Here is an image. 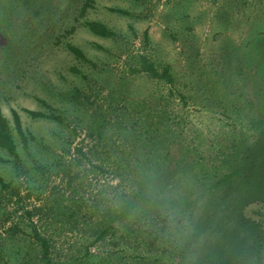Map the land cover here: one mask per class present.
<instances>
[{"label":"rangeland","instance_id":"374dc122","mask_svg":"<svg viewBox=\"0 0 264 264\" xmlns=\"http://www.w3.org/2000/svg\"><path fill=\"white\" fill-rule=\"evenodd\" d=\"M81 1L0 0V107L27 141L12 125L18 165L0 149V264H264V0Z\"/></svg>","mask_w":264,"mask_h":264},{"label":"trees","instance_id":"16d2710c","mask_svg":"<svg viewBox=\"0 0 264 264\" xmlns=\"http://www.w3.org/2000/svg\"><path fill=\"white\" fill-rule=\"evenodd\" d=\"M90 0H84L81 1L80 4H71L69 6V9L71 13H74L76 10L80 9V18L83 19L85 17V10L89 6ZM20 7L23 6L22 1L19 3ZM110 11L113 12H121L118 9H109ZM75 20H77L74 17ZM83 27H85L91 34L104 37V38H114L115 33L113 30L108 28L106 25H104L101 22L93 21V20H85L83 22ZM74 31V27H71L69 31H67L68 34H71ZM144 38L147 41V32L145 31L144 33ZM65 50L72 55L75 59L86 61L87 59L85 58L84 54L82 53L81 50L76 48L75 46L66 43L64 45ZM134 65L130 68V72L132 74H145L148 76L150 79H155L158 81H163L164 83H167L170 87H174V79L172 76V73L170 71V68L168 66L166 67H158L155 62H153L150 58H148L144 54H139L136 56L135 61L133 62ZM74 72H76L75 69H72ZM25 112L31 117V118H48V119H56L59 120L58 117H55L52 114H45L39 111H34V110H25ZM11 120H12V125L14 127V130L16 131L17 135L19 136L20 142L23 145V149L27 148V141L25 134L21 128V123H20V118L18 113L15 110L11 111ZM12 125L10 121L7 119V117L3 114L2 109L0 107V149L4 150L9 154L12 159L14 160L15 165H18V154H17V149L15 145V141L13 139V134H12ZM245 158L244 160L246 162L249 161L248 155L244 154ZM39 170H42L39 167ZM0 185L4 189L7 187H11L10 184H6L2 179L0 178ZM261 186L263 188V197H264V179L261 182ZM12 193L15 192L13 188ZM259 206V211L262 210L263 212L261 213L262 217L259 220H255L253 223H251L253 226L256 227L258 224L261 228H264V198L260 200L258 203ZM253 226H250V228H254ZM235 237V236H234ZM32 240L39 246L40 249V255L43 260H46V262H49V255H50V248L48 245V240L41 236L35 228L32 231L31 235ZM237 238V237H235ZM234 238V239H235ZM255 242H258L256 245H254ZM234 245V243L232 244ZM248 245H250V248L246 252H242L237 255H232V256H243L246 254H253V252L256 253L257 256H260L262 247H263V240L261 239V235L258 234L256 235V238L254 240L250 239L248 240ZM231 247V244L229 245ZM234 254V253H233ZM205 260L202 261V259H196L197 263L193 264H228V263H221V262H212V263H207V260H211L209 255H205ZM242 257H238L232 261V264H237V262L240 260ZM228 260V259H226ZM231 264V263H230Z\"/></svg>","mask_w":264,"mask_h":264}]
</instances>
